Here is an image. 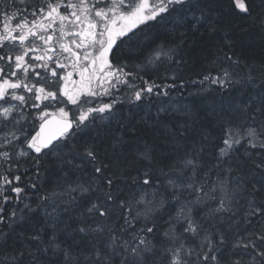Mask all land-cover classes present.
Instances as JSON below:
<instances>
[{"label":"snow or ice","instance_id":"snow-or-ice-1","mask_svg":"<svg viewBox=\"0 0 264 264\" xmlns=\"http://www.w3.org/2000/svg\"><path fill=\"white\" fill-rule=\"evenodd\" d=\"M222 13L256 23L251 0H6L0 8V249L14 233L25 235L19 227L27 213L42 209L52 229L50 238L44 240L38 231L28 238L57 264H264V121L259 126L222 124L218 171L214 179L205 173L199 183L200 164L190 155L170 165L168 171L160 168L162 179L154 178L153 153L145 146L137 161L147 164L122 187L117 180L128 178L127 172L123 168L111 171L95 140L78 139L97 121L109 119L117 104L139 107L153 96H169L177 87V77L154 73L145 78L147 70L166 63L179 66L184 62L180 52L191 38L203 36L205 29L214 35L215 21ZM259 26L264 32V16L259 17ZM125 47L140 57L134 65L120 62ZM233 47L225 34L213 61L215 73L207 71L193 83L204 86L203 90L214 85L220 91L245 82L255 88L257 79L264 86V71L255 76V66L243 61ZM241 65L245 75L238 71ZM251 106V100L238 105L245 113ZM257 110L264 112V92ZM36 122L39 130L33 134L27 126L35 127ZM120 142L119 138L113 142L114 150ZM242 144L255 150L246 153L253 168L236 178L232 154ZM50 158L75 169L88 164L91 178L83 182L78 177L61 191L53 187L43 194L30 178L28 187L38 201L33 208L22 196L27 189L20 186L21 162L35 170L38 181L41 167ZM73 159L81 164H73ZM225 163L221 175L219 169ZM185 192L190 198L184 197ZM241 194L246 200L244 223L262 219L255 230L237 233L231 241L233 252L243 249L241 258L225 260L221 249L229 241L208 221L223 222L224 214L236 217ZM84 198L88 203L80 214L82 222L73 232L89 238L91 246L75 252L59 240L56 213L62 203L72 205ZM49 206L52 211L47 210ZM166 208L174 211L160 231L157 219ZM28 255L31 264H40L36 253ZM24 257L23 249L13 248L0 264H22Z\"/></svg>","mask_w":264,"mask_h":264},{"label":"trees","instance_id":"trees-1","mask_svg":"<svg viewBox=\"0 0 264 264\" xmlns=\"http://www.w3.org/2000/svg\"><path fill=\"white\" fill-rule=\"evenodd\" d=\"M251 2L253 16L256 17L255 24L251 18L242 19L236 15L222 13L221 18L215 21L217 32L214 35L209 36L206 29L202 30L205 34L203 36L196 34L191 38L190 44L186 46L185 50L180 52L184 62L179 66L167 63L163 66V75L167 73L169 76L174 74L177 77V87L170 91V95L179 94V98L187 96V98H182L179 103L174 105L177 107L176 109L170 106L169 109L167 106H158L157 108H151L152 111L147 114L145 112L136 113V111L125 114L124 106L117 104L116 117H119L120 120L115 118L97 124L96 127L92 125L78 134V139L95 140L101 158L112 165L111 171H118V168H123L127 172L128 178L117 180V183L122 187L130 184L129 178L136 175L138 169L143 171L144 166L147 164V161H137L138 153L143 151L145 146L149 147L153 153L152 169L154 178L162 179L160 168L168 171L170 165L190 155L196 157L200 164L196 182L199 183L205 179V173H210L211 178L214 179L218 171L216 165L219 148L223 146L222 124L231 122L233 124L259 126L261 121H264V112L257 110L260 105L261 93L264 92V86H261L260 79L255 81L257 85L255 88L245 82L235 84L225 91H220L214 85L209 86L208 90H203L204 86L193 83V81L201 80L203 74L207 71L211 70L215 73L216 65L213 64V61L217 57V49L221 46L225 34L233 41V51L240 55L248 65L255 66V76L259 77L261 72L264 71V32L261 31L259 26V17L264 16V5L260 4V0H251ZM133 51L127 52L124 50L122 53L123 60L131 57L130 53L133 57H137L135 53L133 54ZM238 71L241 75L246 74L244 65H241ZM157 82L171 83L172 81ZM181 82L184 84L183 87L179 86ZM249 100L252 101V106L245 113L242 111V107H238V105L243 106ZM162 107L165 109L164 112L160 111ZM126 109L132 110V108ZM118 138L121 142L114 150L113 142ZM254 151L249 149L246 144L236 147L232 154V167L235 169L233 172L234 177L244 176L253 168L246 153ZM69 159H72V157H69ZM73 164H81V161L73 159ZM224 167H226V163L220 166L221 175L224 174ZM25 169H28L27 174L24 173ZM20 174L22 175L21 187H27L28 180L31 178L38 184L40 193L43 194L44 191L51 190L53 187H56L57 191H61L67 188L69 183L77 180L78 177L81 181L87 182L85 179L90 180L92 168L88 164H81L80 169H75L71 165H61V163L50 158L41 167L38 181L35 180V170L28 163L21 162ZM188 175H191V173L189 172ZM209 186L211 185L209 184ZM248 187H250V184ZM72 195L77 194L73 193ZM22 196L26 197L25 193ZM184 197L190 198L187 192L184 193ZM238 199L241 200V205L237 209L238 215L236 217L229 219L230 214H224L223 222L219 219L208 221V225L216 224L229 241L221 249L225 260H228L229 257L232 259L241 258L243 249H237L233 252L231 241L237 233L246 235L248 232L255 230L259 220L262 219H254L252 224L246 225L242 219L246 200L243 194L238 196ZM25 202H30L32 207L35 208L38 202L37 196L27 198ZM87 203V198L81 199L78 203L72 205L62 203L56 213L59 240L63 242V246L71 247L75 252L91 246L89 238H82L79 233L73 232V229L82 222L80 214L84 211ZM209 204L214 206L211 201H209ZM12 206L10 204L5 211H10ZM19 207L22 208L23 204ZM47 210L52 211L51 206ZM173 211L171 208H166L164 212L159 214L157 224L160 231H163L166 227L165 221ZM204 211H207V209H204ZM197 215L199 217L201 213H197ZM47 219L42 209H38L35 213H27L23 224L19 227V230H22L25 235L20 237L14 233L9 239L8 245L0 249V259H3L5 253L11 255L12 249L17 248L25 251L22 264H31L32 257L28 255L29 251L36 253L40 264H57L55 258L37 251L41 246L28 238L30 233L37 231L40 232L44 240L50 238L52 229L46 224ZM233 220H239L240 223L236 224ZM89 223H91L90 220ZM211 230L215 231V229ZM113 259L116 260L117 258L114 257ZM244 259L246 260L247 257H244Z\"/></svg>","mask_w":264,"mask_h":264},{"label":"rangeland","instance_id":"rangeland-1","mask_svg":"<svg viewBox=\"0 0 264 264\" xmlns=\"http://www.w3.org/2000/svg\"><path fill=\"white\" fill-rule=\"evenodd\" d=\"M33 2V0H29V3H32ZM141 27H143V26H141ZM148 31H150V29H147V28H145V32H148ZM163 32H161V34H162ZM138 35L140 36V37H142L143 35H144V33H138ZM136 38H134V40H135ZM37 43H39L38 41H37ZM127 52H129V50H127ZM135 53V51H133V54ZM31 55V54H30ZM130 55H131V57H129L127 60H122L121 62L122 63H124V62H128L129 64H130V66L131 65H134L135 63H136V60L137 59H140V57H133V55H132V53H130ZM133 57V58H132ZM165 65V64H164ZM164 65H161V67L159 68V69H156V70H153V69H148L147 70V74H146V76H145V78H147V76L148 75H153L154 73H158L159 74V76L161 77V75H162V68H163V66ZM168 67V66H167ZM155 78V77H154ZM158 81H162V80H158ZM189 95H191L190 93H189ZM179 96V94H172V95H169V96H167V97H161V98H157V97H155V96H153L152 98H151V101L150 102H145L143 105H140L139 107H132V106H130V105H128V104H118V105H123L125 108H132V110H135V109H137L138 110V112H136V113H139V112H145L146 114L149 112L150 113V111H152L151 110V108H157L158 106H170L171 108H173V109H176L177 107L176 106H174L175 104H177V103H179V101H181L182 100V98L183 99H185V98H187V96H183L182 98L180 97H178ZM180 99V100H179ZM178 101V102H177ZM161 104V105H160ZM69 106V108H72L73 109V111H75V109H74V106H72V105H68ZM150 109V110H149ZM50 111H51V109H49ZM127 110H130V109H127ZM137 115V114H136ZM145 115V114H144ZM116 118V112H114L113 114H112V116L109 118V119H107V120H104V121H110V120H113V119H115ZM101 122H103V121H97V123L93 126V127H96L97 126V124L99 125ZM39 122H36V126H37V124H38ZM36 126L35 127H33V125L32 124H28V131H30V132H32V130L33 129H35L36 128ZM0 135H2V134H0ZM86 177V176H85ZM85 181H89V179L88 178H86L85 179Z\"/></svg>","mask_w":264,"mask_h":264},{"label":"bare ground","instance_id":"bare-ground-1","mask_svg":"<svg viewBox=\"0 0 264 264\" xmlns=\"http://www.w3.org/2000/svg\"><path fill=\"white\" fill-rule=\"evenodd\" d=\"M5 2H6V0H0V8H3V5L5 4ZM124 50L127 51V48L125 47ZM124 50H123V52H124ZM161 77H164V75L162 74ZM167 108L169 109V105L167 106ZM124 109H125V112H124L125 114H130V113H132V111H136V112L138 111L137 109H135V110H127L125 107H124ZM116 120H120V118L116 117ZM103 122H105V121H103ZM25 188L27 189V191L25 192L26 197L27 198H35V195L33 194V190L30 187H28V186L25 187Z\"/></svg>","mask_w":264,"mask_h":264},{"label":"flooded vegetation","instance_id":"flooded-vegetation-1","mask_svg":"<svg viewBox=\"0 0 264 264\" xmlns=\"http://www.w3.org/2000/svg\"><path fill=\"white\" fill-rule=\"evenodd\" d=\"M120 56V53L118 52V57ZM75 79H78V77H75ZM70 87H71V85H70ZM69 107V106H68Z\"/></svg>","mask_w":264,"mask_h":264},{"label":"water","instance_id":"water-1","mask_svg":"<svg viewBox=\"0 0 264 264\" xmlns=\"http://www.w3.org/2000/svg\"><path fill=\"white\" fill-rule=\"evenodd\" d=\"M39 130V128H37V130L36 131H38Z\"/></svg>","mask_w":264,"mask_h":264}]
</instances>
